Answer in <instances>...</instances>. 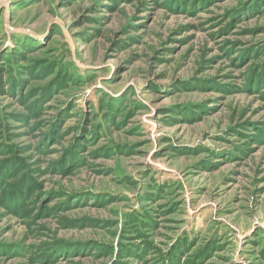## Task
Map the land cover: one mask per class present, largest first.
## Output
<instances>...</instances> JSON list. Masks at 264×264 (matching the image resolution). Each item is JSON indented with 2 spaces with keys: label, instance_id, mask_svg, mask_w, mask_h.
<instances>
[{
  "label": "rangeland",
  "instance_id": "374dc122",
  "mask_svg": "<svg viewBox=\"0 0 264 264\" xmlns=\"http://www.w3.org/2000/svg\"><path fill=\"white\" fill-rule=\"evenodd\" d=\"M0 264H264V0H0Z\"/></svg>",
  "mask_w": 264,
  "mask_h": 264
}]
</instances>
